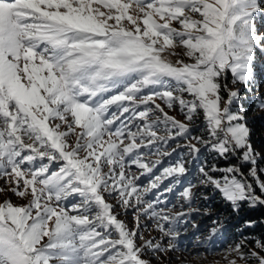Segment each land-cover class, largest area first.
Here are the masks:
<instances>
[{
  "label": "snow or ice",
  "instance_id": "6c2138e0",
  "mask_svg": "<svg viewBox=\"0 0 264 264\" xmlns=\"http://www.w3.org/2000/svg\"><path fill=\"white\" fill-rule=\"evenodd\" d=\"M258 18L264 0H0V264H163L207 192L264 208L232 87L255 83ZM224 259L264 264V241Z\"/></svg>",
  "mask_w": 264,
  "mask_h": 264
},
{
  "label": "rangeland",
  "instance_id": "374dc122",
  "mask_svg": "<svg viewBox=\"0 0 264 264\" xmlns=\"http://www.w3.org/2000/svg\"><path fill=\"white\" fill-rule=\"evenodd\" d=\"M257 23L258 27L264 31V21L258 18ZM255 74L256 80L251 90H246L244 85L232 86L230 81L229 83L230 86L234 88L238 87L240 90L242 96L241 103L246 110L248 126L252 133L251 141L253 147L257 152H260L261 155L264 156V143H258L259 139H264V132L262 131L255 135V138L253 137V132L257 125L255 122L264 123V111H261L256 107V98L264 97V54L260 52H257ZM169 114L175 115L177 119H183L179 112H170ZM194 131L197 130L194 129ZM204 158L209 160V162L212 161V157L207 153H205ZM232 162L235 163V160ZM226 163L227 162L225 161L219 162L221 167L226 166ZM261 167H264V160L261 161ZM244 170L246 172L247 167H245ZM140 180L141 182H145V177H140ZM197 191H199V189H197ZM206 194L208 195V199L204 200L201 198L195 205L197 208L201 209V211L199 213H193L191 217V221H194L197 227L191 228L189 226H184L187 227V231L182 230L181 236L179 237L181 248L186 249V251L168 253V256L163 258V264H170V261L171 264H225L224 257L227 250L241 240H244L247 248L254 247L255 242L249 241L250 238L246 235L242 236L245 233L242 229L239 230L240 232L236 233L230 228L227 220L228 218H226L227 216L224 214V211L228 209L229 206H227L221 199H216L217 195H213L211 192H207ZM0 199H3V197L0 196ZM168 199L169 201L174 202V198L171 194H168ZM216 202H220L221 208L215 206ZM205 208L211 209L210 213L205 214L203 212V209ZM121 218L125 219L130 227L132 226L131 215ZM216 219L222 221L223 227L216 236L209 240V231L214 226L213 221ZM158 236L159 233L154 229L151 231L150 235L148 232L145 233L146 238ZM197 253L200 254L198 258L196 257ZM177 256L179 257L178 259ZM153 264H157V262L153 260ZM238 264H242V262L238 261Z\"/></svg>",
  "mask_w": 264,
  "mask_h": 264
},
{
  "label": "trees",
  "instance_id": "16d2710c",
  "mask_svg": "<svg viewBox=\"0 0 264 264\" xmlns=\"http://www.w3.org/2000/svg\"><path fill=\"white\" fill-rule=\"evenodd\" d=\"M256 128L253 132V137L255 138V135L264 132V123L255 122ZM264 134V133H263ZM258 143L262 144L264 143V139H259ZM216 199L218 198V194ZM223 205V204H222ZM215 206L218 208L220 207V202H216ZM215 208V209H217ZM213 209V210H215ZM224 214L228 218V224L230 225V228L237 232H240L239 230L242 229L243 232H245L242 236L246 235L250 239L249 241L255 242V240H262L264 241V208H249L248 206H243L239 213H235L231 210L230 207L224 211ZM223 215V214H222ZM247 221H254L255 224L253 227L249 228L246 227L245 224ZM226 222V221H225Z\"/></svg>",
  "mask_w": 264,
  "mask_h": 264
}]
</instances>
